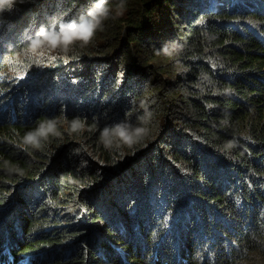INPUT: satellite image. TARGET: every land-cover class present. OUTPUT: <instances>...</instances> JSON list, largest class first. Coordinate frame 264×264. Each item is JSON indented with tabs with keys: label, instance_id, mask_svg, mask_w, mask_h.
<instances>
[{
	"label": "trees",
	"instance_id": "1",
	"mask_svg": "<svg viewBox=\"0 0 264 264\" xmlns=\"http://www.w3.org/2000/svg\"><path fill=\"white\" fill-rule=\"evenodd\" d=\"M93 2L0 15V264H264V0H107L87 47L24 51ZM142 116V142L100 143Z\"/></svg>",
	"mask_w": 264,
	"mask_h": 264
},
{
	"label": "clouds",
	"instance_id": "2",
	"mask_svg": "<svg viewBox=\"0 0 264 264\" xmlns=\"http://www.w3.org/2000/svg\"><path fill=\"white\" fill-rule=\"evenodd\" d=\"M28 0H0V15L11 13L18 4L22 5ZM111 16V9L107 0H94L87 9L86 15L78 19L60 20L45 26L41 25L34 35L28 37L24 51L32 55L56 54L66 55L73 47H87L92 43L97 31L103 30L104 22ZM169 54V47L162 48ZM139 124L133 125L129 121L106 126L100 131L99 140L105 148L127 145L134 146L144 139L147 129L143 127L146 116L139 117ZM83 128L80 119L71 122L70 132H77ZM50 135H59L53 120L42 121L34 130L24 135V143L34 149H40Z\"/></svg>",
	"mask_w": 264,
	"mask_h": 264
},
{
	"label": "rangeland",
	"instance_id": "3",
	"mask_svg": "<svg viewBox=\"0 0 264 264\" xmlns=\"http://www.w3.org/2000/svg\"><path fill=\"white\" fill-rule=\"evenodd\" d=\"M213 1L214 0H209V4L212 5ZM44 71H46V69ZM44 71L40 72V73H38V72H33L32 73L31 72L30 73V78L34 79L37 83H42V81H44V79H45V72ZM6 77L10 78V80H13V78H16V76H14V74L11 73V72L6 73L4 75V78H6ZM30 78H27L26 80H29ZM16 81H17L16 83L20 82L18 80H16ZM5 101H6L5 99L0 100V108L3 107V105L5 104Z\"/></svg>",
	"mask_w": 264,
	"mask_h": 264
},
{
	"label": "bare ground",
	"instance_id": "4",
	"mask_svg": "<svg viewBox=\"0 0 264 264\" xmlns=\"http://www.w3.org/2000/svg\"><path fill=\"white\" fill-rule=\"evenodd\" d=\"M249 160V159H248ZM255 162V161H254ZM252 163V162H251ZM254 165V164H253ZM255 168H257V167H255ZM259 170H260V168H258ZM115 194V193H114ZM17 238V237H16ZM34 239V238H33ZM37 239V238H36ZM17 240V239H16ZM23 243V242H22ZM32 243V242H31ZM34 243V242H33ZM36 244V243H35ZM16 257V256H15ZM18 258V257H17ZM21 259V258H20ZM17 262V261H16ZM15 262V263H16Z\"/></svg>",
	"mask_w": 264,
	"mask_h": 264
}]
</instances>
